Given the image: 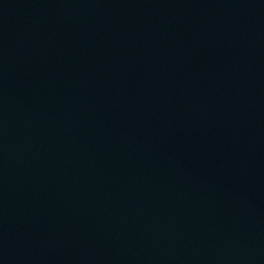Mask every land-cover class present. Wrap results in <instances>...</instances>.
Masks as SVG:
<instances>
[{"label":"water","instance_id":"water-1","mask_svg":"<svg viewBox=\"0 0 264 264\" xmlns=\"http://www.w3.org/2000/svg\"><path fill=\"white\" fill-rule=\"evenodd\" d=\"M0 264H264V0H0Z\"/></svg>","mask_w":264,"mask_h":264}]
</instances>
